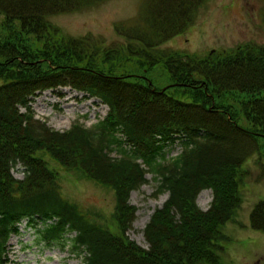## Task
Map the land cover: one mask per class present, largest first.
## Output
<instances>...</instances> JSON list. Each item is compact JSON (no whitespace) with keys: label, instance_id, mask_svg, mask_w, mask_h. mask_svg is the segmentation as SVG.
<instances>
[{"label":"trees","instance_id":"16d2710c","mask_svg":"<svg viewBox=\"0 0 264 264\" xmlns=\"http://www.w3.org/2000/svg\"><path fill=\"white\" fill-rule=\"evenodd\" d=\"M106 1L0 0V264L11 262L8 242L24 219L40 240L84 254L85 264H225L222 228L242 207L243 165L255 153L264 175V47L243 43L204 59L143 53L185 33L208 0H144L133 20L116 23L126 43L113 45L71 36L50 20ZM159 68L170 79L163 87L154 83L163 80ZM69 84L100 99L108 114L65 131L40 123L34 97ZM123 88L137 107L153 105L150 120L140 122L136 106L120 104ZM177 143L182 151L168 157ZM47 156L114 191L110 223L90 219L62 195ZM148 173L159 182L156 193L169 196L144 229L145 248L128 231L137 211L131 192ZM205 189L213 192L207 210L197 202ZM263 213L264 201L251 215L255 229Z\"/></svg>","mask_w":264,"mask_h":264},{"label":"rangeland","instance_id":"374dc122","mask_svg":"<svg viewBox=\"0 0 264 264\" xmlns=\"http://www.w3.org/2000/svg\"><path fill=\"white\" fill-rule=\"evenodd\" d=\"M143 2L144 0H108L91 8L51 16L50 20L60 26L64 33L74 37L91 34L104 45L126 43L116 31L115 25L120 21L133 20ZM4 18V14L0 13V24ZM247 42L264 45V0H208L185 33L143 53L152 58L156 54L177 51L204 59L210 56L213 49L229 50ZM159 73L163 80L155 79L154 83L158 87L169 84L167 70L159 68ZM1 83L3 80L0 79ZM118 91L119 102L124 108L136 106V118L140 122L152 118L155 111L153 105L144 100L137 107V99L128 88ZM129 101L130 104H127ZM31 104L35 118L40 123L59 131L68 130L78 121L90 127L103 119L109 111V107L100 99L89 98L72 84L49 87L39 92ZM21 109L25 111L24 108ZM211 120L215 121L213 118ZM219 125L228 129L227 131L231 130L226 124L219 122ZM181 151L180 143L167 148L168 157H175ZM113 155H117V150ZM250 157L243 165L247 175L242 186V207L236 217L244 226L229 221L222 228L229 237L228 241L220 242V256L225 264H257L258 261L261 264L264 257V232L253 229L250 222L251 212L264 201V175L258 153ZM46 159L58 172L61 193L66 199L75 203L92 220L106 224L112 221L116 201L110 187L87 178L78 169L63 167L49 156ZM13 173L17 178L24 177V170L19 166L13 169ZM146 177L147 182L140 189L131 192L130 203L137 207V211L128 235L142 247L148 248L144 229L155 209L164 204L169 193L157 194L159 182L151 173ZM212 198V190L205 189L199 194L197 202L203 210H207ZM35 224L42 226L41 222ZM37 232L38 228L27 219L21 222L20 233L9 240V264H85L84 254H74L70 247L63 249L56 244L49 245L38 238Z\"/></svg>","mask_w":264,"mask_h":264},{"label":"flooded vegetation","instance_id":"af4514ba","mask_svg":"<svg viewBox=\"0 0 264 264\" xmlns=\"http://www.w3.org/2000/svg\"><path fill=\"white\" fill-rule=\"evenodd\" d=\"M251 225H252V220H251ZM261 230H262V232H264V213L262 215ZM261 261H262L261 264H264V257H262ZM257 264H259V261L257 262Z\"/></svg>","mask_w":264,"mask_h":264}]
</instances>
